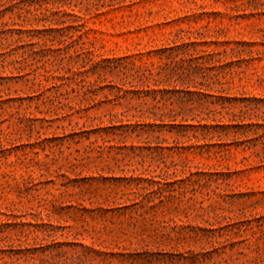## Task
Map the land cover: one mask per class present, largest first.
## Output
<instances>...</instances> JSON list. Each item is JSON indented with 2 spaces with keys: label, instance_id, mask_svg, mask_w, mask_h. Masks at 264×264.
<instances>
[{
  "label": "rangeland",
  "instance_id": "rangeland-1",
  "mask_svg": "<svg viewBox=\"0 0 264 264\" xmlns=\"http://www.w3.org/2000/svg\"><path fill=\"white\" fill-rule=\"evenodd\" d=\"M21 1L0 0V264H264V136L172 129V106L131 93L154 86L124 68L160 65L173 43L245 42L253 53L218 56L231 67L204 90L264 100V0ZM58 21L87 44L44 31Z\"/></svg>",
  "mask_w": 264,
  "mask_h": 264
},
{
  "label": "trees",
  "instance_id": "trees-1",
  "mask_svg": "<svg viewBox=\"0 0 264 264\" xmlns=\"http://www.w3.org/2000/svg\"><path fill=\"white\" fill-rule=\"evenodd\" d=\"M47 2V0H22L21 2L27 7V11H31L33 2ZM62 2L61 7L70 6L73 2L75 7L77 4H82L83 1L78 0H59ZM118 0H86L87 10L92 8H97L99 11L101 8H113L115 3ZM121 3H125L127 0H120ZM131 4L134 5L135 1L138 0H128ZM237 1V0H233ZM260 0H248V3L253 5L254 10H258L256 7L259 4ZM97 3V4H95ZM99 5V7H98ZM36 11V10H35ZM46 11L50 13L51 16H55L59 11H52L46 8ZM63 15L66 17L72 16L67 12H63ZM218 16V15H215ZM76 17V16H74ZM247 16L240 15L239 18H246ZM57 25L62 26L60 29H45L44 31H60V30H73L74 34L65 35L69 39L78 44L86 45L85 39L87 38V31H82L80 27L82 25H75L71 23L68 26H65V21H58ZM181 34H192L188 30L180 29L177 35ZM199 36H203L199 33ZM207 45L208 43L200 42H188V43H173L163 49L158 50V53L155 54V58L160 60V65L154 63H144L143 65H137L133 60L130 61L129 65L124 66V68L131 67L134 70V80H138L141 84H152L154 89H151L148 86V90H138L131 91V93L140 96V98H151L154 102L153 107L158 105L161 106H172L169 110V119H171L172 124L170 125L172 129L177 128H188L195 131H202V136L204 139H209L210 141L218 138L221 139L222 135L219 131L223 132L224 135H228L231 129H236L235 134L238 135H247L253 134L254 139H260L264 136V132H259L261 129H264V123H244L246 115H255L257 113L264 114V100L257 99L255 97H229V96H217V95H208L205 93V89L212 88L213 86H222L224 83L222 79L227 76L226 69H230L231 65L223 64L220 59H217L221 54H227L230 51L233 54H244L245 51L238 49L239 45L246 46L251 48L252 45L245 42H213L212 44L216 46H224V49L220 52L219 50L212 51H203L200 50L198 53L197 47ZM234 45V46H232ZM252 50L245 52V54H252ZM118 59L116 61H120ZM245 61V60H241ZM240 62V61H238ZM240 68L239 65H237ZM119 68V67H116ZM127 70V69H126ZM201 78V79H199ZM201 80V81H200ZM197 96L198 99H191L187 97ZM205 97L210 98L209 101H205ZM197 103V104H195ZM145 104H148L145 102ZM189 105L185 111L187 115L181 117V121L177 123V120L181 113H176L174 108L175 105ZM203 105H207V113L198 112V108ZM237 110L238 113L234 114L230 111ZM223 112L232 115V122L238 120V123L233 124H223L215 122V116L222 115ZM154 114V113H153ZM201 114H205V117H201ZM155 118H159L163 123V119L167 118V115H161L157 117L156 114L153 115ZM129 126V125H128ZM148 127L156 126H166V125H156L149 124ZM130 127V126H129ZM137 126H134L136 128ZM215 145H208L213 146ZM86 248V247H85ZM88 249V248H86ZM90 249V248H89ZM91 250V249H90Z\"/></svg>",
  "mask_w": 264,
  "mask_h": 264
}]
</instances>
